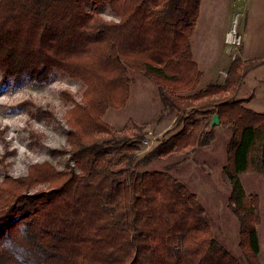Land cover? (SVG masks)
<instances>
[{"label":"trees","instance_id":"trees-1","mask_svg":"<svg viewBox=\"0 0 264 264\" xmlns=\"http://www.w3.org/2000/svg\"><path fill=\"white\" fill-rule=\"evenodd\" d=\"M91 4L94 10H87ZM106 5L117 20L97 11ZM201 0H0V79L82 81L68 113L71 160L45 162L0 188V264H260L259 197L244 173L264 177V113L236 97L243 61L225 83L198 90L202 72L191 38ZM130 71L152 79L176 130L135 161L140 140L118 137L104 116L131 97ZM232 132L225 176L240 222L245 263L215 238L197 195L154 160L207 147L214 115ZM38 187H42L39 189ZM39 189V190H38Z\"/></svg>","mask_w":264,"mask_h":264},{"label":"rangeland","instance_id":"rangeland-1","mask_svg":"<svg viewBox=\"0 0 264 264\" xmlns=\"http://www.w3.org/2000/svg\"><path fill=\"white\" fill-rule=\"evenodd\" d=\"M209 3L212 14L216 15L217 8L220 6L222 9L223 4L227 6L228 0H210ZM86 8L94 10L91 4H87ZM97 11L106 20H117L106 5L99 6ZM262 16L252 21L240 14L234 17L239 28L247 23L253 48L258 42L255 39L264 28V14ZM241 47L230 49L232 58L238 57ZM257 63L259 61L246 62L243 69ZM129 77L132 87L127 105L110 108L104 121L119 132L118 137L140 140V150L135 156V161H138L161 140L177 132L176 120L175 114L162 102L152 79L135 71H130ZM84 91L82 81L59 72L46 84L23 80L3 85L0 79V188L8 178L26 177L29 169L35 165L49 162L58 170L65 167L67 161L71 160L68 113L82 102ZM214 135L210 146L194 150L189 148L183 154L154 160L138 171L169 172L184 183L197 195L206 210L207 221L216 240L240 262L245 263L240 247V222L228 207L231 188L221 171L227 164L232 132L220 124L214 128ZM243 183L247 195L259 197V210L261 198L263 200L259 226L263 250L259 262L264 264V177L248 173L243 176Z\"/></svg>","mask_w":264,"mask_h":264},{"label":"crops","instance_id":"crops-1","mask_svg":"<svg viewBox=\"0 0 264 264\" xmlns=\"http://www.w3.org/2000/svg\"><path fill=\"white\" fill-rule=\"evenodd\" d=\"M217 1L220 2L222 0ZM209 2L210 0H201L200 15L191 38L193 58L202 72L199 84L201 89L214 83L223 84L227 79L228 70L236 58V56L231 57L230 47L226 43L227 35L232 29L234 17L240 14L246 20L250 19L252 21L255 17L258 19L263 17L262 15L264 14V0H228L227 6L223 4L222 9L219 8L220 6L217 8L216 15L212 14ZM238 30L245 36L242 49L240 48V52L237 53L238 57L242 59L243 64L250 61L252 63L259 61V63L250 66L248 69L245 68L236 97L240 99L252 97L247 107L255 112L264 113V28L262 34L255 39L258 42L254 48L249 41L250 30L247 23L240 28L238 27ZM226 163L221 169L223 172L228 165V149ZM246 174L248 175V173L240 175L243 186V176ZM249 174L252 175L253 173ZM254 174L259 176L256 172ZM244 189L246 191L245 186ZM260 203L261 211L263 207L262 198ZM260 224L257 227V231L261 254L263 244L259 234Z\"/></svg>","mask_w":264,"mask_h":264},{"label":"built area","instance_id":"built-area-1","mask_svg":"<svg viewBox=\"0 0 264 264\" xmlns=\"http://www.w3.org/2000/svg\"><path fill=\"white\" fill-rule=\"evenodd\" d=\"M245 42V36L240 33L237 27V18L233 20L232 29L227 35L226 43L230 47V49H238Z\"/></svg>","mask_w":264,"mask_h":264},{"label":"water","instance_id":"water-1","mask_svg":"<svg viewBox=\"0 0 264 264\" xmlns=\"http://www.w3.org/2000/svg\"><path fill=\"white\" fill-rule=\"evenodd\" d=\"M219 125H220V118H219V116L216 114V115H214V117H213L212 124H211V128H214L215 126H219Z\"/></svg>","mask_w":264,"mask_h":264}]
</instances>
